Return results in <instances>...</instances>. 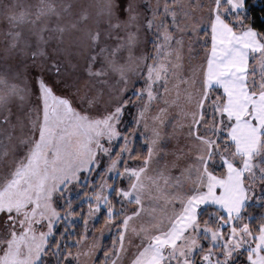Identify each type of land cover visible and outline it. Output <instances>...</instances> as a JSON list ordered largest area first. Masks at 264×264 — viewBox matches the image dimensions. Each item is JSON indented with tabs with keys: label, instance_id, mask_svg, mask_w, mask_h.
<instances>
[{
	"label": "snow or ice",
	"instance_id": "6c2138e0",
	"mask_svg": "<svg viewBox=\"0 0 264 264\" xmlns=\"http://www.w3.org/2000/svg\"><path fill=\"white\" fill-rule=\"evenodd\" d=\"M0 264H264V0H0Z\"/></svg>",
	"mask_w": 264,
	"mask_h": 264
}]
</instances>
